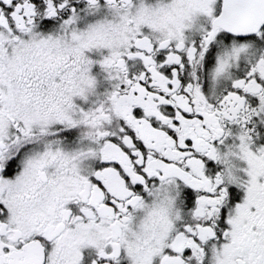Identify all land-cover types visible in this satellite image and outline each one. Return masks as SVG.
<instances>
[{"label":"snow or ice","instance_id":"snow-or-ice-1","mask_svg":"<svg viewBox=\"0 0 264 264\" xmlns=\"http://www.w3.org/2000/svg\"><path fill=\"white\" fill-rule=\"evenodd\" d=\"M0 264H264V0H0Z\"/></svg>","mask_w":264,"mask_h":264}]
</instances>
